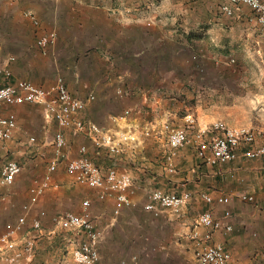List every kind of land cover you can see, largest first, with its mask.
Listing matches in <instances>:
<instances>
[{
    "label": "crops",
    "instance_id": "1",
    "mask_svg": "<svg viewBox=\"0 0 264 264\" xmlns=\"http://www.w3.org/2000/svg\"><path fill=\"white\" fill-rule=\"evenodd\" d=\"M78 4L86 5L89 9L102 10V12H99L101 15L91 17L75 16L74 18L67 16L64 13V8L55 4L47 8L51 10L46 14L48 16L44 14L37 16L34 12L40 21L42 33L55 32L57 34L58 42L51 48L49 54H51V57H55V54L59 55L61 72L65 73L69 84H73L77 88L86 87L87 90H92L88 95L94 94L95 101L88 104L84 112L85 118L93 120L95 123L99 122V125L114 134L129 133L136 136L137 139V142L128 144L123 153L112 155L107 150L95 148L90 139L83 142L80 136L75 133L66 132L68 146L65 153L67 159L79 157L80 147L86 145L89 156L100 168H106L105 170H107L110 167H115L120 172L128 174L132 179L134 193L131 198L133 205L122 209L118 215L114 213L115 199L113 197L101 200L97 192L93 191L96 195H94L95 204L89 213L96 227L102 232V238L106 239L110 234L113 247L117 245L125 247L127 240L130 243L132 242L131 246L135 248L164 249L170 246H167L163 239L159 240L162 236V225H165L166 219L176 224L179 229L178 235H190L194 230V227H190L192 221L195 222V218L201 212L212 208L203 201L202 195H210L213 198L226 196L231 200L228 208L232 214L227 223L233 226V230L230 233L216 232L214 240L222 243L231 253V264H262L260 256L264 250V157L255 160L241 157L226 164L209 166L197 160L195 156L196 149L193 145H190L177 152L175 172L171 173L166 170L163 163L168 149L165 138L155 134L143 138L141 133L145 127H157L166 120L172 121L174 119L176 120L175 124L183 125V119L181 117L177 118L179 110L171 108V106L175 107L176 104H168L169 100L164 96H157V93L165 88L159 86L158 83L163 75L160 78L157 75L166 72L172 75L174 83L182 84L183 77L175 75L181 72L180 66L175 68L173 63L171 68L170 66L164 67L163 63H157L153 59L144 63V51L150 57L159 56L160 53L157 51H159L162 44L159 45L158 43L163 40L159 39L160 36L158 37L160 32H156L157 35L148 33L150 37L145 38L143 20L133 17H116L115 12L111 10L112 6L106 7L101 4L91 6L82 2ZM74 8L72 5V7L69 6L65 9L72 11ZM105 10H111L109 15L104 13ZM24 13V20L32 26L25 19ZM102 14L106 15L103 16ZM45 23H52L53 27L44 28ZM158 23L151 22L148 25L153 26L147 28V30L154 32L158 27L160 28ZM76 24L79 25V30H77V33H73L70 25ZM89 38H93L91 46H87ZM36 40L37 36L35 35ZM44 66L46 65L44 64ZM11 67L14 73L17 67L13 63ZM239 71L237 69L231 72L239 73ZM150 73L152 75H149ZM144 74L148 81L144 79ZM228 80V78L224 79L217 86L211 85L207 80L203 86L193 85L191 84L193 82L189 81V87L192 89L188 90L195 105L193 112L195 115H193L196 116L198 126L221 121L232 128L254 130L258 134L257 144H264V137L261 135L264 130V96H248L246 93L248 84L241 82L233 87L230 83H226ZM183 88L186 89L184 84L180 86V90H184ZM119 89L124 91V95L118 94ZM96 92L97 94H95ZM108 92H112L111 94H114V97L111 98ZM77 97L86 100L88 96L82 94L77 95ZM114 98L118 101L121 99L120 103H123L125 107L121 104L122 108L111 111L108 106L110 101H114ZM171 100L176 101L175 98ZM101 102L104 104L101 111L110 110L105 116L99 115V110L96 113L95 110H92L95 103L98 109ZM145 105L147 106L145 107ZM246 105L250 107H246ZM24 106L26 107L22 108L23 111L30 109L32 105ZM21 110L17 109L18 128L13 140L10 141L12 144L11 150L15 152L13 160L17 161L22 167V171L13 185L15 192H20L23 184L26 186L31 183L39 170L42 171V167L39 165L40 161L38 162V155L44 152L43 148L46 145L37 143L32 148L30 147L31 144H26L28 142L25 137L28 132L21 130L23 121L19 115ZM157 110L164 112V114L159 117L158 114H154V111ZM127 111L130 113L124 116ZM43 118L45 122L44 124L42 122L38 129L40 137H45L51 132L54 139L55 133L58 131L57 124L45 118L44 113ZM28 119L30 120V118ZM70 136L74 137L73 140L70 139ZM40 137H37V141L40 140ZM50 151L52 157L48 160V163L53 158V141ZM62 166L65 169V162L59 164L58 171L54 176L56 180H60L62 176ZM156 190L175 194L188 191L193 197L180 214L163 211L159 217H154L144 210V206L149 202L150 193ZM59 195L62 196L49 194L45 197L44 204L40 202L41 197L37 205H34L35 211H31V208L26 213L27 222L39 218L40 212L45 211L46 217L42 218V225H44V222H51L52 224L53 217L62 212L59 211V208L65 194ZM244 196L253 197L254 202L243 201ZM10 199L13 200L12 205L20 206L24 200L26 203L24 202L23 206L28 203L27 195L23 198L17 196ZM200 202L203 203L202 206H199ZM223 210V206L215 204L214 217L218 220L221 218L224 220ZM164 213H167V215ZM134 227L142 229L141 241L123 235L128 232V229ZM52 230L49 231V234H52ZM201 231L205 232L206 230L201 229ZM171 243L184 247V244L180 241ZM133 260H135V257ZM178 260L181 261L179 264L190 261L187 257L178 258ZM165 261V258L155 256L147 262L143 260L140 263L166 264ZM0 264L4 263L0 262ZM20 264L33 263L22 261Z\"/></svg>",
    "mask_w": 264,
    "mask_h": 264
},
{
    "label": "rangeland",
    "instance_id": "2",
    "mask_svg": "<svg viewBox=\"0 0 264 264\" xmlns=\"http://www.w3.org/2000/svg\"><path fill=\"white\" fill-rule=\"evenodd\" d=\"M79 2L87 3L91 6H96L97 4L106 7L112 6L111 10L115 12L116 17H133L143 20L145 38L150 37L148 33L156 34V32H160L159 36H162L161 39L169 44L173 43L175 45V42H183L182 40H185L180 31L188 32L202 27L204 36L202 40L196 41L194 44L196 46L195 48H198L200 54L206 55L203 61L204 64L208 65L209 70L214 73L211 76L215 77L217 74L215 72L218 70L239 69V73L229 75V80L226 81V83H230V85L234 87L243 82V84H248L246 87L248 96H264L263 32L257 26L253 12L247 6L236 7L234 16L226 17L219 11L220 0H0V64H3L9 56H13V64L17 67L14 75L18 78L22 77L34 84L49 88L54 84L57 77H62L74 96L76 95L77 97V95L80 96L82 94H85L86 97L89 96L88 94L92 90H87L86 87L77 88L73 84H69V80L66 78L65 73L61 72L59 55L55 54V57H51V54L44 56L38 51L35 46V35H38V30L30 26L23 18V13L26 10L35 12L37 16H39V14L46 15L51 11L47 8L54 6V4L64 8V13L74 18L75 16L91 17L101 15L99 12H102V10L89 9L86 5H79ZM72 5L75 7L72 11L65 9L69 8V6L72 7ZM110 11L105 10L104 13L109 15ZM106 14L102 15L105 16ZM151 22H159L158 26H160V28L158 27L154 32H151L149 29L147 30V28H152L151 26L153 25H148ZM78 26V24L70 25V29L73 33L78 32ZM45 27L52 28L53 25L52 23H45L44 28ZM173 30L175 31L173 32ZM92 44L93 38H89L87 40V46H91ZM180 50L181 56H175L174 59L176 64H179L180 68H184L186 70L185 72H187L188 65H191V60H188V55L185 56V54L190 49L189 47L186 49L182 46ZM44 64L46 66H44ZM162 75L163 77L158 83L159 86H164L165 88H162V91L157 93V96H164L169 100L168 104L172 105L175 103V107L171 106V108L179 110L177 118L181 117L184 122L185 115L189 113L194 114L195 106L192 101V96L189 94L187 87L188 83H185V81L182 82L186 89L183 88L184 90L181 91L180 86L182 84L174 83L171 74L164 72ZM196 76L197 74H194L192 78L189 79L187 78L188 76L186 78L188 81H196ZM206 80L207 79H202L198 83L193 82L191 84L203 86ZM119 90L122 91L120 95H124V91L122 89ZM111 93L112 92H108V95H111V98H113L114 94ZM95 94H97V92ZM174 98L176 101L171 100ZM120 100L121 99L118 101L114 98V101H110L108 108L111 111H116V109L122 108L121 104L125 107L123 103H120ZM94 105L95 108L96 103ZM103 105L104 104L101 102L98 105V109L96 107L92 110H95V113L99 110V115L105 116L110 110L101 111ZM146 106L147 105H145V107ZM25 107L26 106L7 107L0 110V115H6L11 111L16 114L18 119L17 109L21 110ZM246 107L250 106L246 105ZM43 113V109L35 105L30 106V109L25 111L22 109L19 112L23 120L21 130L28 132V135L25 137L28 142L26 144H31L30 147L32 148H34L37 143L41 145L46 144L43 148L44 152L38 155V162L40 161L39 165H41L42 171L40 172L39 170L31 183L26 186L23 184L20 192H15L13 186L5 189L0 188V235L5 232L9 224H14L23 213L22 206L25 200L23 204L21 203V205L18 206L12 205L13 200L10 198L17 196L18 198H23L27 195L29 201V191L33 181L43 177L46 172L48 160L52 157L50 149L52 146L53 134L49 132L47 136L40 137L38 133L40 124L42 122L44 124L45 122ZM154 114H158L159 117H161L164 112L157 110L154 111ZM28 118H30V120ZM172 121L175 124L176 120L172 119ZM96 123L100 124L99 122ZM190 131H192L191 134L193 136L196 129ZM70 133L73 134V132ZM37 137H40L42 141H37ZM30 138L35 139L34 143L30 142ZM73 138V136H70V139L73 140ZM11 146V142H0V169L4 163L13 160L15 157V152L11 150ZM90 158L93 160L92 157ZM105 169L102 170L106 171ZM61 170L62 176L60 180H57L59 188L47 192L40 199V202L44 204L45 197L51 193L58 196H62L59 194H65L64 198L66 199H62L59 211L83 212V203L85 200L90 202V206L87 209V211H90L95 204L94 190L74 183L66 174L63 166ZM36 205L37 204H35V206ZM200 205L202 206L203 203L200 202L199 206ZM35 206L32 207L31 211H35ZM212 209L214 212V206ZM164 214L167 215V213ZM44 217H46V213L42 218ZM219 220H222V218ZM222 221L227 222L228 220ZM32 222L33 220L31 222L26 221L21 235L30 236L35 240L36 257L33 264H40L43 262L48 264H76L72 257V250L78 244V240H71V233H65L57 229L54 234H49L50 230L55 229V225L53 223L51 224V222H44V225H42L43 231L38 232L32 228ZM171 223H173V221L166 219L165 225H162V236L159 240L163 239L167 246L170 245L164 249L153 250L135 248L131 246L132 242L130 243V241L127 240L125 247L123 245L113 247V243H111L112 236L109 234V237L107 236L106 239L102 238L100 242V260L97 264H142L140 262L143 260L147 262L155 256L165 258L166 264H179L181 261L178 260V258L182 257L190 259V261H185V264H198L195 257V248L190 239V235H178V227L176 224ZM194 226L195 222L192 221L190 227L192 228ZM220 232L223 233L222 231ZM141 233H143L141 228L134 227L130 230L128 229V232L123 235L127 238H136L141 241ZM177 241L182 242L184 247L171 243ZM134 257L135 260H133Z\"/></svg>",
    "mask_w": 264,
    "mask_h": 264
},
{
    "label": "built area",
    "instance_id": "3",
    "mask_svg": "<svg viewBox=\"0 0 264 264\" xmlns=\"http://www.w3.org/2000/svg\"><path fill=\"white\" fill-rule=\"evenodd\" d=\"M239 6H247L253 12L257 26L264 32V1L220 0L219 11L226 17H232L235 14V8ZM24 17L34 29L38 30L36 48L42 55H48L51 48L58 42L57 34L55 32L42 33L40 21L34 12L26 11ZM13 62L14 57L10 56L3 64H0V110L24 105L39 106L43 109L45 118L57 124L58 131L53 139V158L48 163L43 177L33 181L29 191V201L23 206L24 213L14 224H9L5 232L0 235V262L4 264H20L22 261L34 262L36 257L35 240L30 236L21 235L27 221L26 213L47 192L59 188V183L54 176L62 162H65V172L74 183L96 191L101 200L113 197L116 215L122 209L133 205L131 198L134 193L133 182L128 174L120 172L115 167L103 171L88 156L86 145L80 147L79 157L70 160L66 158L67 131L80 136L83 142L90 139L97 148L107 150L112 155L123 153L128 144L137 142L136 136L133 134H114L107 128L84 117L88 104L95 101L94 94H90L86 100L74 96L62 77H57L49 88L18 78L14 75L11 67ZM121 93L122 91L119 90L118 94ZM129 113V111L125 112L124 116ZM184 124V126H180L166 120L157 127H145L141 133L143 138L151 137L153 134L165 138L168 149L163 163L166 170L171 173L175 172L177 152L190 145L195 147L197 159L209 166L226 164L241 157L250 160L264 157V144H257L258 134L254 130L232 128L221 121L198 126V121L192 113L185 115ZM17 128L15 113L10 111L6 115H0V142L12 141ZM192 129H196L193 136L190 131ZM261 135L264 137V130ZM34 141V138H30V142L34 143ZM21 171L22 167L17 161L9 160L4 163L0 169V188L12 187ZM192 197L188 191L175 194L156 190L150 193L149 202L144 206V210L154 217H159L163 211L180 214ZM202 199L212 208L215 204L223 206L224 220L231 217L232 214L228 208L231 200L228 197L213 198L205 194L202 195ZM242 200L254 202V198L251 196H244ZM89 206L90 202L85 200L84 210L81 214L66 210L55 215L52 219L55 225L52 234L59 229L62 232L71 233V240H78V244L72 250V257L76 264H97L100 260L99 246L102 232L96 227L92 216L87 211ZM212 208L201 212L195 218L194 230L190 234L197 263L231 264V253L222 243L214 240V234L220 231L230 233L233 226L216 219ZM39 215V218L33 220L31 226L36 231L42 232V217L45 212H40ZM201 229L206 231L202 232ZM260 257L264 264V250Z\"/></svg>",
    "mask_w": 264,
    "mask_h": 264
},
{
    "label": "trees",
    "instance_id": "4",
    "mask_svg": "<svg viewBox=\"0 0 264 264\" xmlns=\"http://www.w3.org/2000/svg\"><path fill=\"white\" fill-rule=\"evenodd\" d=\"M180 33L183 35L185 40L178 41L175 42V45L166 43L164 41H160L158 44H162L160 45L159 48V52L160 55L153 58L150 57V55H146L147 52L145 53L144 51V63L150 59H153V61L157 62V63H163L164 67H169L171 68L172 64H175V68H178L179 65L176 64L174 57L175 56H181V50L180 47L184 46L186 49H188L189 47V51H187V53L185 54V56L188 55V60H191V65H188L187 68V72H185L186 70L184 68H181V72H179L178 75L180 77H183L182 79L185 81V83H188V89L191 90L192 88L189 87V80L187 78H192V76L195 74H197L196 76V81H192V82H200L202 79H207L208 83H210L213 86H217L219 85L221 82L224 81V79H229V75H233L234 73H232V70H236V69H224L223 71L218 70L215 77L211 76L214 73L211 72L209 70V67L207 64H204L203 59H205L206 55L205 54H200L198 52V48H195V42L196 41H200L202 40L204 34H203V30L202 27L196 29V30H190L188 32L185 31H180ZM157 35V34H156ZM159 37V35H158ZM159 39H161L159 37ZM179 45V46H177ZM155 52V51H154ZM149 75H152V73H150ZM148 75V76H149ZM162 74H158L157 76H159V78L161 77ZM188 76V77H187ZM187 77V78H186ZM216 78V79H215ZM144 79H146L145 74H144ZM146 81H148L146 79ZM147 85V83H146Z\"/></svg>",
    "mask_w": 264,
    "mask_h": 264
}]
</instances>
